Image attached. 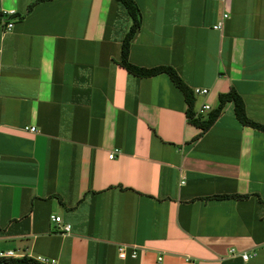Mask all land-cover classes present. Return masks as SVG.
<instances>
[{
    "label": "crops",
    "instance_id": "0c3cea01",
    "mask_svg": "<svg viewBox=\"0 0 264 264\" xmlns=\"http://www.w3.org/2000/svg\"><path fill=\"white\" fill-rule=\"evenodd\" d=\"M133 1L131 64L207 89L195 116L234 89L264 125V0ZM131 24L114 0H0V251L55 264H264V133L232 104L203 132L166 75L127 73ZM119 246L137 256L120 259Z\"/></svg>",
    "mask_w": 264,
    "mask_h": 264
},
{
    "label": "trees",
    "instance_id": "16d2710c",
    "mask_svg": "<svg viewBox=\"0 0 264 264\" xmlns=\"http://www.w3.org/2000/svg\"><path fill=\"white\" fill-rule=\"evenodd\" d=\"M38 1H44V0H38ZM114 1L120 3L125 8L128 16L132 21V24L128 32L126 33L124 39L122 40L121 49H120V59H119V65L124 70H126L127 73L139 78H150L162 74L166 75L170 79L174 87L178 89L184 96L185 102L188 106L186 111V116L188 118V121L192 125L200 128L203 132L207 131L214 124V122L218 119V117L220 116L226 105L232 104L234 116L236 120L240 123V125L264 133V125L254 122L253 120L247 117L245 112L244 102L241 96L234 89L229 90V92L227 93L219 94L217 99L218 100L217 107L213 110L211 109L207 113L206 117H202L201 115L196 117L193 112L194 96L192 94V91L186 87L180 76L173 68L167 66H158L154 68H140L131 64L129 61L130 45L142 25L141 12L133 0H114ZM229 197H235V196H229ZM236 198H244V196H236ZM0 263L40 264L31 258L15 259L9 262L4 261Z\"/></svg>",
    "mask_w": 264,
    "mask_h": 264
},
{
    "label": "built area",
    "instance_id": "2783aa9c",
    "mask_svg": "<svg viewBox=\"0 0 264 264\" xmlns=\"http://www.w3.org/2000/svg\"><path fill=\"white\" fill-rule=\"evenodd\" d=\"M219 1H225V0H219ZM13 14H14L13 11L6 12V13L2 14V18H3V16L6 17V16H11ZM227 18H228V14H226V13L223 14L221 21L216 26H214V29L220 30L222 27L223 21L226 20ZM12 27H13L12 23H7L5 25V31L6 32L10 31L12 29ZM191 91H192L193 96H207L209 93V91L205 88H194ZM210 110H211L210 105L207 103H203L201 105L199 111L197 112L196 117L202 115L203 113H208ZM25 130L29 131L31 133L36 132L34 127H28V128H25ZM112 157L113 156H109V158H112ZM52 220L56 223H61V220L58 217H52ZM69 231H70V227L68 225L63 226V232L64 233H68ZM117 250H118V256L120 259H125L127 257V255H130L131 258H135L137 256V251L135 248H131L129 253H127V249L124 246H119ZM229 253L231 256L236 255L235 250H230ZM239 256L244 261H247L249 258L248 255H246L244 253L240 254ZM22 258H31L40 264H55V260L47 259V258L40 257V256L32 257V256H28V255H22V254L15 252V251H12V250L0 251V262H4V261H8V260H15V259H22ZM184 260H185L186 264H194L189 257H186ZM161 261H162V258H158V262H161Z\"/></svg>",
    "mask_w": 264,
    "mask_h": 264
}]
</instances>
